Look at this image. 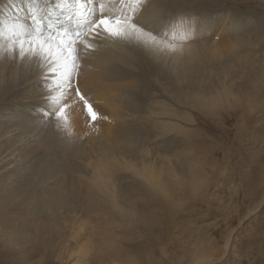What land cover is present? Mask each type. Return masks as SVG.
I'll use <instances>...</instances> for the list:
<instances>
[{
    "label": "rangeland",
    "instance_id": "rangeland-1",
    "mask_svg": "<svg viewBox=\"0 0 264 264\" xmlns=\"http://www.w3.org/2000/svg\"><path fill=\"white\" fill-rule=\"evenodd\" d=\"M190 1L192 8L197 6L195 12L201 3L207 4V0ZM215 4L208 11L217 8L256 24L264 21V0H218ZM258 31L257 36L251 33L252 50L249 45L242 50L249 53L247 59L223 54L208 62L218 66L204 75L206 89H186L174 80L170 89H135L136 97L127 92L125 99L136 103L142 118L131 122L133 126L124 125L130 135L124 141L126 152L132 146L137 147L135 153L142 151L138 161L143 159L158 175L159 189L132 177L125 168L113 173L115 185L118 173L121 176L116 204L100 198L88 205L77 204L68 213L63 206L55 209L50 201L42 205L45 215L38 217L34 208H39L40 201L26 196L30 186L18 193L11 180L0 177V264H264V26ZM238 49L237 45L231 50ZM247 60L249 66L244 67ZM24 71L16 73L12 89L21 86L20 79L30 72ZM4 72L10 83L9 71ZM158 81L156 87L162 86L163 79ZM77 85L87 86L82 90L90 98L93 92L94 109L107 119L91 126L67 108L69 100L63 114L67 122L56 128L69 125L85 134L95 127L98 133L113 131L116 138L115 115L112 107L101 102L104 95L98 89L94 93L87 84ZM202 96L204 104L196 102ZM158 109L163 114H148ZM22 128L26 131L23 141L31 140V126ZM51 131L56 141L43 157L21 155L14 166L22 164V171H38L45 177L55 171V167L44 169L49 167V152L56 151L62 140L60 131ZM3 138L0 146H4ZM50 181L42 180L41 186ZM21 196V203H15ZM46 214L49 219L55 217L54 222H47Z\"/></svg>",
    "mask_w": 264,
    "mask_h": 264
},
{
    "label": "bare ground",
    "instance_id": "bare-ground-1",
    "mask_svg": "<svg viewBox=\"0 0 264 264\" xmlns=\"http://www.w3.org/2000/svg\"><path fill=\"white\" fill-rule=\"evenodd\" d=\"M15 2L17 5L20 4V0H15ZM115 2L119 7L118 0ZM105 3L111 5L113 0H105ZM143 3L145 7L139 10L143 22L163 25V31L167 36L164 43L169 50L141 52L135 47L134 41L101 36L96 41L95 50L78 62L79 75L74 81L77 84L89 85L91 89H94V93H96L95 89H98L97 92L104 95V99H100L101 102L112 107L113 115H115L113 119L117 125V130L114 131L116 138L112 135L113 131L107 130L104 134L98 133L99 131L95 127H90L85 134L72 130L73 127L70 128L69 125L62 129L56 128L67 122L64 115L59 120L57 118L47 120L43 116V112L52 110V101L49 96H59L60 91L63 90L50 94L51 81L40 74L36 59L30 55L20 58L18 52L14 58H10L5 52L6 44L0 40V106L9 105L0 109V137H4L2 141L4 146H0L2 149L0 161H3L0 162V171H3L0 172V177L4 178V181L11 180L15 189L20 190L18 193L25 190L26 185L30 186L26 196L31 197L36 203L40 201L39 208H34L38 217L45 215L42 205H46L50 201L52 204L54 203L55 209L58 210L63 206L68 213H72L77 204H80L79 206L88 205L100 198H105L112 204H116L117 192L122 189L119 182L121 176L118 173V184L115 185L113 173L125 170V168L132 173V177H139L153 187L158 186L161 183L159 180L158 185L155 183L158 175L153 173V170L145 164L143 159L138 161L140 157L137 155L142 151L139 149L135 153L137 147L132 146L134 153H130L132 150L126 152L124 141L130 135L124 125L126 123L132 125L131 122L142 118L136 113L139 112L135 109L136 103L125 99V96L129 97L127 92L130 91L136 97L132 92L135 89H156L159 86L168 89L174 80L178 84L185 85L186 89H193V87L206 89L204 75L207 72L211 73L218 66L217 64L210 65L208 62L212 59L222 58L223 54H232L234 58L238 55L240 58L247 59L250 57L249 53H244L242 50L248 45L252 50L251 39L253 36L259 35L260 32L257 30L264 26V21L262 24H256L257 22H251L250 19H240L238 14L229 15L228 11L221 13L217 11V8L215 11H208L212 4L216 3L215 6H218V0H207V4L201 3L202 6L197 12L194 11L197 6L192 8L190 0H143ZM195 4L197 5V3ZM13 12L10 0H0V18L6 14L11 15ZM20 15L23 16L24 13H20ZM237 45L241 48L240 50H231ZM244 65V67L249 66L248 60ZM23 69L24 73L27 70L30 72L20 79L19 85L21 84V86L12 89L16 73ZM5 70L9 71V78L12 80L10 83L7 81L8 78L4 79V73L7 75ZM214 70L216 71V69ZM160 78L163 79L162 86L157 84L156 87L155 83ZM158 82L160 83V81ZM198 83H200L199 87H197ZM153 85L155 86L153 87ZM86 87L83 88L86 89ZM93 95L92 92L91 98ZM15 99L16 101L13 102ZM198 99L206 100V97L202 96ZM105 100L108 102L105 103ZM210 101L212 102V100ZM196 102L202 104L204 101L196 99ZM80 107L74 100H71L67 108L82 116L83 120H87L86 113H82ZM163 110L162 112L159 109L158 111L151 110L148 114H163ZM36 111L39 114L36 115ZM22 112H27L28 116L24 118ZM27 124L33 129L30 135L31 140L23 141L25 137L23 134H26V131L22 127ZM52 128L62 133V140L56 151L49 152L51 156L47 161L49 167L44 169L48 171L49 168L55 167L56 170L45 177L40 176L38 171L36 173L22 171L20 168L22 164L14 166L21 160V155L27 157L31 153V156L41 155L43 157L49 145L56 141L52 140ZM108 128L107 126L105 130ZM16 143H19V146H16ZM18 149L20 152L15 153ZM47 179H51V183L41 186V181ZM111 186L112 189H110ZM132 187L135 190L136 185ZM46 190H52L53 193L48 195ZM23 199V196L18 197L15 203ZM48 217L50 215L46 214L47 222L49 220L54 222L55 217L52 219ZM49 231H47L48 234H50Z\"/></svg>",
    "mask_w": 264,
    "mask_h": 264
},
{
    "label": "snow or ice",
    "instance_id": "snow-or-ice-1",
    "mask_svg": "<svg viewBox=\"0 0 264 264\" xmlns=\"http://www.w3.org/2000/svg\"><path fill=\"white\" fill-rule=\"evenodd\" d=\"M11 15L0 18V40L5 52L14 58L36 59L39 72L50 79L52 110L44 111L47 120L63 118L65 105L75 100L91 125L107 119L94 109L91 98L74 81L79 75V61L96 48L101 36L134 41L141 52L168 51L163 25L144 23L140 9L143 0H10ZM20 13H24L23 16Z\"/></svg>",
    "mask_w": 264,
    "mask_h": 264
}]
</instances>
